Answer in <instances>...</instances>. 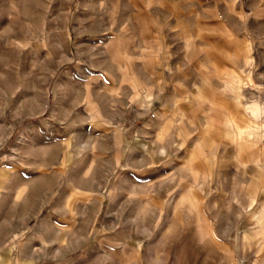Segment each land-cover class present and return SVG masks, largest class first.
Instances as JSON below:
<instances>
[{"label": "rangeland", "instance_id": "rangeland-1", "mask_svg": "<svg viewBox=\"0 0 264 264\" xmlns=\"http://www.w3.org/2000/svg\"><path fill=\"white\" fill-rule=\"evenodd\" d=\"M156 4L153 0H0V153L13 155L14 147L20 150L28 142L44 145L39 156L22 155V159H43L45 173L61 171L62 188L47 185L40 217L55 212L67 224L58 233L57 226L37 227L38 219H30L15 264L20 260L27 264L228 263L225 256L201 258V198L204 202L206 183L202 190L194 187L193 208L183 207L174 215L177 189L194 180L201 182V177L173 173L167 152L160 154L157 145L149 144L157 136L140 131V124L129 125L135 109H147L166 84L167 75L153 58L156 50L150 48L156 19L141 16L156 10ZM231 5L201 1V42L219 47V42L227 41L220 28L224 25L234 27L239 36L244 27L250 30L255 45L246 40L239 50L254 46L256 63L249 67L239 56L234 65L239 73L222 81L214 76L213 83L222 90L236 85L239 112H230L229 124L239 132L245 124L243 106L264 96V90L251 89L244 73L251 69L255 82L264 85V17H241L242 2L237 3V13L230 11ZM219 9L222 16H216ZM219 62L228 69L233 66L223 59ZM206 74L203 89L209 84ZM36 124L43 127V137L36 134ZM135 136L138 142L142 139L141 145L135 146ZM227 141L230 151L223 173L217 174L226 192L224 204L231 211L230 239H238L246 227L258 239L264 232V140L260 151L258 144L237 133ZM235 141L240 150L241 143L250 145L252 156L250 146L246 152L236 151ZM75 176L74 202L65 190ZM189 199V194L182 195L177 205ZM57 205L60 210H50ZM35 229L43 238L37 245L39 258L32 253ZM245 243L239 264H264L261 241L254 243L253 253L249 252L252 243ZM180 251L187 255L180 258Z\"/></svg>", "mask_w": 264, "mask_h": 264}, {"label": "crops", "instance_id": "crops-1", "mask_svg": "<svg viewBox=\"0 0 264 264\" xmlns=\"http://www.w3.org/2000/svg\"><path fill=\"white\" fill-rule=\"evenodd\" d=\"M153 1L157 3L156 10H150L149 15L143 13L141 16L156 19L154 28L151 29L150 48L156 50L155 54L153 51V58L167 75L166 84L161 85L163 87H160L147 109H135L134 122H130L129 125L131 123L133 126L140 124V131L148 130L154 133L153 138L155 135L157 136V140L150 139L149 144L157 145L160 154L167 152V157H170L173 165V173H198L196 178L201 177V182L194 180V184L177 189L179 195L174 203V215H177L183 207L193 208L194 187L199 185L202 190L203 184L206 183L204 202L201 198V258L211 259L225 256L229 258L226 264H239L238 258L244 257L246 252L245 242L252 243L250 253L256 251L253 248L256 241L260 240L261 246L264 247V232L257 235L258 239H253L252 232L246 227L249 231L244 228L238 239L233 241L230 239L231 211L224 204L226 203V192L222 181L219 180L220 175L217 173H223L221 170L225 166L224 161L230 151L228 149L230 141L227 140L231 139L233 134L242 135L252 145L258 144L257 151H260L261 148L263 150L261 142L264 140V96L258 100L247 102L243 106L245 124L237 132L229 124L230 112L233 114L239 112L236 100L237 87L234 84L231 89V85L226 90L215 89L213 83L214 76L220 80L222 77L229 80L231 75L239 73L234 68L239 56L247 66L252 67L255 58L254 46L249 45L242 52L239 48L245 46L246 40L251 41L253 45L255 43L248 36L250 33L248 27H244L242 36H239L238 31L230 25L220 27L221 32L228 36H225L227 41L219 42V47L212 43L201 42V1L205 0ZM239 1L242 2L239 14L241 17L247 18L255 15L264 17V0H214V2H220L221 7L223 2L234 4V6H230V11L236 13ZM260 10L261 12H258ZM218 13L216 16H222L221 9ZM231 13L233 14V12ZM214 30L217 31L219 28L215 27ZM220 59L226 63H232L233 66L229 69L220 66L221 63H218ZM203 62H206V65L202 67ZM205 70H208L207 74ZM244 73L253 91L254 89L261 92L264 90V85L255 82L251 69L245 68ZM204 74L207 75L204 79L209 83L205 84V89H203L202 83ZM255 75L256 79H259L256 73ZM225 98L230 100L227 101ZM124 125H126V121H124ZM34 126H37L38 129L36 134L43 137V127H40L39 124ZM227 130H232L233 134H229ZM162 135L165 137L162 138ZM228 135L229 139H227ZM136 140L135 136V146L141 145L142 139L139 142ZM40 146L28 142L21 146L20 150H17L18 146L14 147L13 155L4 157L3 155L6 154L0 153V264H15L16 251L21 252L25 246L23 239L29 233L27 228L30 219H38L37 227L41 224L42 227L50 226V224L57 226L58 233H60L62 225H67L66 222H62L65 219L60 214L55 217V212L50 213L51 216L46 219L45 212L42 214L44 217H40L41 211L45 210L47 185H50L51 188H53L52 186L62 188L61 171L51 169L50 173H45L43 172L45 166L43 159L35 158L28 161L22 159V155L33 156L35 154L39 156L40 149L44 145ZM241 146L240 150L238 143L234 145L236 151L239 149L244 152L250 145L244 142L241 143ZM249 151L252 156L253 148L251 146ZM207 164H209V168ZM260 165L262 166V163ZM61 168L63 169V167ZM208 173H213V175L209 177ZM74 179L75 181L66 188L65 193H68L66 197L68 196L70 201L74 199L75 202L76 176ZM213 185L215 189H212ZM185 194L190 195L189 201L177 205V200ZM214 198L216 199L214 200ZM50 210H60V206L51 207ZM254 216H259L260 223V215L255 212ZM73 219L76 222L75 216ZM221 221L224 223L221 224ZM218 223L220 225L216 228ZM248 224L246 223V225ZM41 233L39 229H35L31 234L34 240L32 253L35 258L40 257L37 245L43 239ZM58 240L59 237L54 239L53 244ZM178 254L180 258L187 255L183 251ZM19 256L22 257V253ZM44 256L46 255L44 254ZM207 262L205 260L203 264H207ZM209 262L211 263V261ZM180 263L182 264V262ZM18 264L27 263L20 260ZM35 264L45 263L37 262Z\"/></svg>", "mask_w": 264, "mask_h": 264}]
</instances>
